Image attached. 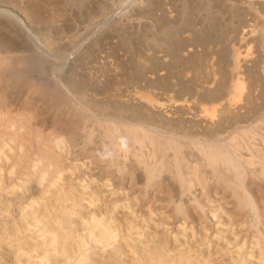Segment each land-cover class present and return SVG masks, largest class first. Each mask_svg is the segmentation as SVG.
I'll return each instance as SVG.
<instances>
[{"label": "bare ground", "instance_id": "bare-ground-1", "mask_svg": "<svg viewBox=\"0 0 264 264\" xmlns=\"http://www.w3.org/2000/svg\"><path fill=\"white\" fill-rule=\"evenodd\" d=\"M23 28L21 43L0 41V55L27 46L36 62L21 83L0 74V264H264V115L254 120L264 40L254 48V30H242L223 79L217 62L193 64L205 69L197 78L164 56L154 64L185 69L182 83L168 73L167 92L138 98L135 81L116 79L125 98L100 103L91 78L51 74L41 59L51 50ZM78 36L59 43L76 55L88 43Z\"/></svg>", "mask_w": 264, "mask_h": 264}, {"label": "rangeland", "instance_id": "rangeland-1", "mask_svg": "<svg viewBox=\"0 0 264 264\" xmlns=\"http://www.w3.org/2000/svg\"><path fill=\"white\" fill-rule=\"evenodd\" d=\"M23 23L51 50L52 55H41L51 74L69 72L76 78H91L98 86L96 93L89 89L96 101L121 102L125 98L126 84L111 85L116 79L135 81L133 92L138 98L141 94L157 97L159 94L154 91L167 92L164 78L169 74L170 79L180 78L182 83L185 69L174 73L161 68L159 63L154 64L164 56L176 64L190 66L187 73L197 78L205 76V69L198 70L193 64L217 62L221 68L216 66L218 75L225 78V61L240 50L244 27L256 32L255 42L251 41L254 48L263 45L264 0H0V41L13 44L18 38L21 43L22 34L26 32ZM45 29L65 32L63 40L49 38ZM75 35H79L80 41L88 39V43L80 47L78 54L72 55L76 46L59 41L75 43ZM162 49L168 53H163ZM29 53L24 46L19 52L0 55V59H10L4 64L6 73L0 68L6 82L21 83L31 76L36 62L29 59ZM159 53L162 54L159 56ZM71 55L75 65L69 70ZM149 81L158 84L155 86ZM76 102L83 104L80 99ZM177 115L175 119L180 117ZM263 115L264 110L257 113L254 120ZM240 130L241 126L232 128L220 142L228 146L232 135ZM159 131L169 135L163 129ZM131 144L135 150L140 149L138 142Z\"/></svg>", "mask_w": 264, "mask_h": 264}]
</instances>
